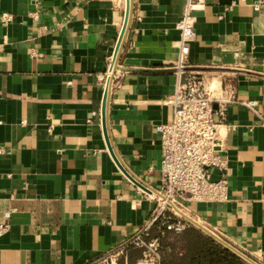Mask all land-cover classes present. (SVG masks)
<instances>
[{
    "label": "crops",
    "instance_id": "crops-1",
    "mask_svg": "<svg viewBox=\"0 0 264 264\" xmlns=\"http://www.w3.org/2000/svg\"><path fill=\"white\" fill-rule=\"evenodd\" d=\"M259 1L201 0L195 13L187 70L238 101L219 128L223 166L211 170L212 180L227 179L228 200L184 206L219 239L264 264V8L252 7ZM125 10V0H0V223L10 225L0 237V264H88L121 249L120 264L142 257L130 242L155 202L114 162L101 114L103 77ZM184 10L181 0H134L110 98L115 153L155 190L163 183L156 125L172 120L167 100L175 92L176 24ZM4 14L14 21L3 22ZM33 50L42 57L32 58ZM248 101L257 103L255 112L241 104ZM219 109L214 103L216 120ZM205 234L210 243L187 238L167 247L174 249L171 263H218L224 248L240 257ZM157 235L153 229L151 238Z\"/></svg>",
    "mask_w": 264,
    "mask_h": 264
},
{
    "label": "built area",
    "instance_id": "built-area-1",
    "mask_svg": "<svg viewBox=\"0 0 264 264\" xmlns=\"http://www.w3.org/2000/svg\"><path fill=\"white\" fill-rule=\"evenodd\" d=\"M185 3L182 18L177 22L179 31V57L175 63L176 86L175 92L167 103L173 107L172 120L156 125V132L161 141V176L163 183L148 198L155 202L151 219L135 235L130 244L142 251V257L136 264H165V252L161 237L151 238V231L156 226L161 235L164 232L181 234L201 221L192 216L184 206L189 202L224 203L228 200V181L222 178L212 180L213 167H222L223 163L217 154L219 128L227 120L230 104L236 103L233 91L218 94L208 86L206 79L200 74L188 71L190 43L195 40V13L201 7V0H181ZM258 12L264 8V1L252 5ZM30 17L38 19L37 13ZM14 16L4 14L3 22H13ZM138 20L141 17L138 16ZM48 32V27H43ZM32 58L42 57L41 53L31 52ZM110 65L109 71L103 77L106 83L113 76ZM116 71L114 79L119 74ZM219 103V120L215 118L214 103ZM242 105L254 111L255 101L241 102ZM51 130V129H50ZM3 149H0V153ZM15 210L5 213L10 219ZM182 212V213H181ZM8 223H0V237L9 231ZM206 228V227H205ZM207 229V228H206ZM121 249L101 259L88 264H120L119 258L124 254Z\"/></svg>",
    "mask_w": 264,
    "mask_h": 264
},
{
    "label": "water",
    "instance_id": "water-1",
    "mask_svg": "<svg viewBox=\"0 0 264 264\" xmlns=\"http://www.w3.org/2000/svg\"><path fill=\"white\" fill-rule=\"evenodd\" d=\"M126 1V10H125V20H124V25L115 49V53L113 56V65L111 67V70L113 71V76L109 77L106 83V88H105V93L103 97V103H102V126H103V132L104 136L106 139L107 143V148L116 163V165L119 167V169L123 172L126 177H128L133 183H135L140 189H142L144 192L147 194H152L155 189L149 187L146 185L144 182L140 181L136 177H134L121 163L119 160L117 154L115 153L111 138H110V133H109V106H110V98H111V92H112V86L114 82V76L116 71L120 70V59H121V54L126 42V38L128 36L131 24H132V19H133V13H134V0H125ZM196 226L204 231L205 233L214 236L218 238L216 235H214L211 231L206 229L205 227L196 224ZM219 239V238H218ZM227 248H230L233 250L235 253H237L240 257H242L245 261H247L250 264H258L240 251L232 248L229 244L224 242L223 240L219 239Z\"/></svg>",
    "mask_w": 264,
    "mask_h": 264
},
{
    "label": "trees",
    "instance_id": "trees-1",
    "mask_svg": "<svg viewBox=\"0 0 264 264\" xmlns=\"http://www.w3.org/2000/svg\"><path fill=\"white\" fill-rule=\"evenodd\" d=\"M153 229H155L159 235L157 237H161V242L162 246L165 252V257H164V262L165 264H172L171 263V254L174 253V249H171L169 251L167 247H172L174 246V243L178 240H187V238H193V239H199V240H205L207 243H210L209 237L202 232L199 229H196L195 227H190L186 229L183 233L181 234H175L173 232H164L163 235H161L160 231L157 229L155 226ZM209 252H217V249H209ZM223 254V258L219 256V261L218 263L214 262V264H249L245 260L241 259L234 253H232L230 250L224 248V249H219V255ZM212 263V262H211Z\"/></svg>",
    "mask_w": 264,
    "mask_h": 264
},
{
    "label": "rangeland",
    "instance_id": "rangeland-1",
    "mask_svg": "<svg viewBox=\"0 0 264 264\" xmlns=\"http://www.w3.org/2000/svg\"><path fill=\"white\" fill-rule=\"evenodd\" d=\"M153 230V229H152ZM152 232V231H151Z\"/></svg>",
    "mask_w": 264,
    "mask_h": 264
},
{
    "label": "bare ground",
    "instance_id": "bare-ground-1",
    "mask_svg": "<svg viewBox=\"0 0 264 264\" xmlns=\"http://www.w3.org/2000/svg\"><path fill=\"white\" fill-rule=\"evenodd\" d=\"M182 213V212H181Z\"/></svg>",
    "mask_w": 264,
    "mask_h": 264
}]
</instances>
